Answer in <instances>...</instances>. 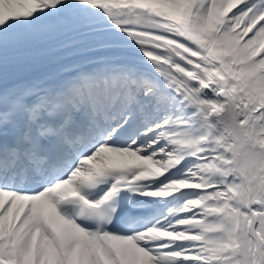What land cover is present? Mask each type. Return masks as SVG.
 <instances>
[{
    "label": "snow or ice",
    "instance_id": "obj_1",
    "mask_svg": "<svg viewBox=\"0 0 264 264\" xmlns=\"http://www.w3.org/2000/svg\"><path fill=\"white\" fill-rule=\"evenodd\" d=\"M0 264H264V0H0Z\"/></svg>",
    "mask_w": 264,
    "mask_h": 264
},
{
    "label": "bare ground",
    "instance_id": "obj_2",
    "mask_svg": "<svg viewBox=\"0 0 264 264\" xmlns=\"http://www.w3.org/2000/svg\"><path fill=\"white\" fill-rule=\"evenodd\" d=\"M31 71H24V73H29ZM35 73H32V74H29L28 76L24 77V78H28V77H31L32 75H34ZM22 78V76H20V74H18L16 77H13V79H24Z\"/></svg>",
    "mask_w": 264,
    "mask_h": 264
}]
</instances>
